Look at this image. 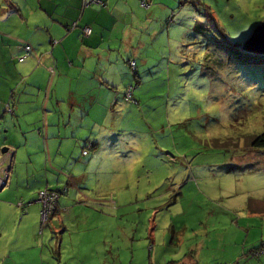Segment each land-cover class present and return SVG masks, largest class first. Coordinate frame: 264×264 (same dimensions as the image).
<instances>
[{
  "label": "rangeland",
  "instance_id": "374dc122",
  "mask_svg": "<svg viewBox=\"0 0 264 264\" xmlns=\"http://www.w3.org/2000/svg\"><path fill=\"white\" fill-rule=\"evenodd\" d=\"M167 6L120 128L74 152L53 221L0 232V264H264V86L238 62L264 0Z\"/></svg>",
  "mask_w": 264,
  "mask_h": 264
},
{
  "label": "crops",
  "instance_id": "0c3cea01",
  "mask_svg": "<svg viewBox=\"0 0 264 264\" xmlns=\"http://www.w3.org/2000/svg\"><path fill=\"white\" fill-rule=\"evenodd\" d=\"M101 1L105 6L0 0V148H9L0 168L10 171L0 191L1 236L5 229H38L40 191L79 183L63 169L87 141L100 151L103 136L120 128L117 122L132 104L118 92L133 87L130 62L137 63L147 40L158 36L153 25L162 30L167 5L178 0ZM23 45L33 52L19 62Z\"/></svg>",
  "mask_w": 264,
  "mask_h": 264
},
{
  "label": "built area",
  "instance_id": "2783aa9c",
  "mask_svg": "<svg viewBox=\"0 0 264 264\" xmlns=\"http://www.w3.org/2000/svg\"><path fill=\"white\" fill-rule=\"evenodd\" d=\"M92 4H98L101 5L102 7L105 6V4L101 1V0H85V6H90ZM142 6L147 8L148 7V3L146 1H144L142 3ZM76 26V24L74 25V27ZM83 32L86 35H89L91 33V30L88 28H85L83 30ZM24 51H25V55H23L22 57H20L18 60L19 62H24L30 55H32L33 49L30 45H23ZM130 65L132 67V69H135V62L131 61ZM125 99L128 102L133 103V88L129 87L127 90V94L125 95ZM93 144L89 143L85 149L83 150V156H87L89 155L90 151L93 149ZM4 157V155L2 154V151L0 150V160ZM2 162V160H1ZM8 180V172L5 169L0 168V190L4 189L7 185V181ZM57 199L58 196L56 194V192H48V191H43L39 194V200L40 202L43 204V209H42V226L45 224L44 220H48L50 215L57 209Z\"/></svg>",
  "mask_w": 264,
  "mask_h": 264
},
{
  "label": "trees",
  "instance_id": "16d2710c",
  "mask_svg": "<svg viewBox=\"0 0 264 264\" xmlns=\"http://www.w3.org/2000/svg\"><path fill=\"white\" fill-rule=\"evenodd\" d=\"M184 1V0H183ZM186 1V0H185ZM173 21V18H170L169 19V22H168V24L170 23V22H172ZM238 48H240L241 50H242V48L241 47H238ZM242 52V51H241ZM242 54H244V55H246L247 57H246V59H239L238 60V62L240 63V64H242L241 65V67L242 68H245V69H248L249 71V73L253 76V80L255 81V82H257V83H259V84H261V85H263L264 86V56L263 55H253V54H250V53H244V52H242ZM131 68V67H130ZM133 72H137V63H136V61H135V69H131ZM136 75V74H135ZM133 88V91H134V87H132ZM133 98H134V94H133ZM126 100V99H125ZM135 100V99H134ZM128 102V101H127ZM136 102V104H137V101H135ZM131 103V102H130ZM133 104V103H132ZM89 143H93V142H91V141H87V143H86V146L89 144ZM251 145H252V147L253 148H256V149H264V132L263 133H261L260 135H257V136H255V137H253L252 138V140H251ZM85 146V147H86ZM95 148L96 147H93V149L90 151V152H92V151H94L95 150ZM85 149V148H84ZM83 149V150H84ZM88 156H90V153H89V155H87L86 157H88ZM10 171H8V182H9V177H10ZM8 182H7V185H8ZM7 185H6V187H7ZM5 187V188H6ZM4 188V189H5ZM3 189V190H4ZM2 190V191H3ZM43 191H48V192H55L56 190H53V189H46V190H43ZM43 191H40L39 192V194L41 193V192H43ZM58 191L59 190H57V192L56 193H58ZM61 191H63L64 193H67L68 191H67V188H64L63 190H61ZM60 192V191H59ZM38 199H39V195H38ZM40 201V200H39ZM41 203V202H40ZM41 206H42V209H43V204H41ZM57 210V209H56ZM41 214H42V211H41ZM55 216H51L50 215V217H49V220H50V218H51V220H53V218H54ZM46 224H48V221H47V223H45L43 226H45Z\"/></svg>",
  "mask_w": 264,
  "mask_h": 264
},
{
  "label": "water",
  "instance_id": "95a60500",
  "mask_svg": "<svg viewBox=\"0 0 264 264\" xmlns=\"http://www.w3.org/2000/svg\"><path fill=\"white\" fill-rule=\"evenodd\" d=\"M242 50L247 53L264 56V24L260 25L252 36L244 43ZM9 148L2 149V154L6 156ZM2 191V189L0 190Z\"/></svg>",
  "mask_w": 264,
  "mask_h": 264
}]
</instances>
